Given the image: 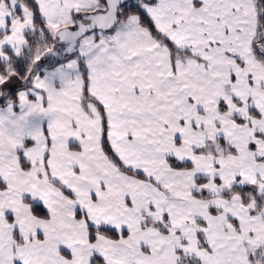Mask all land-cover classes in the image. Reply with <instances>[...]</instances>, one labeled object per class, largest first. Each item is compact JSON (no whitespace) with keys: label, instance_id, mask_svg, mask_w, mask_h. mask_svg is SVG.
I'll use <instances>...</instances> for the list:
<instances>
[{"label":"crops","instance_id":"obj_1","mask_svg":"<svg viewBox=\"0 0 264 264\" xmlns=\"http://www.w3.org/2000/svg\"><path fill=\"white\" fill-rule=\"evenodd\" d=\"M14 1L10 4L0 0V31L12 32L17 40L14 46L20 51L25 45L23 34L28 29L21 26L19 12L25 13L30 25L32 15ZM36 2L45 22L48 16H54L53 20L60 23L66 10L85 8L98 0ZM138 6L178 50H171L155 39L139 23L138 16L131 13L119 16L118 23L116 19L109 28V36L95 35L87 40L81 47L82 60L64 56L34 74V80L44 88L48 98V112L56 114L54 120L52 115L50 118L56 130L50 139L34 143V150L39 153L33 159L40 163L44 147V156L57 177L56 184L71 186L48 188L50 199L57 200L55 207L66 210L76 202L80 206L73 198L76 192L87 205L91 223L99 225L98 228L138 226V238L130 245H123L125 233L111 238L103 233L93 238L81 233L76 239L81 244L76 247L81 263L68 264H94L90 260L93 255L97 264H222V256L226 264H252L246 244L259 252L264 248V203L256 210L255 200L242 203L236 193L223 195L228 188L203 190L184 186V180L199 185L208 179L216 180L217 176L214 173L209 177L188 176L187 170L193 164L179 156L183 152L202 153L209 157L212 168L219 166L221 158L215 149L210 147L208 152L200 149L221 138L217 130L219 103L224 108L226 105L220 98L225 96L233 102L238 92L250 87L251 80L258 82L256 96L261 95L263 64L251 50L257 36L255 0H141ZM5 47L13 52V47L2 46L0 56ZM84 82L87 95L83 94ZM17 92L22 103L34 106H24L18 111L23 115L14 117L18 114L17 105L6 102L0 106V113L8 107L13 116L9 121L35 119V114L40 118L43 106L27 103L32 95L30 92L27 95L26 89ZM98 104L104 113L109 147L122 166L141 175L135 173L134 188L132 180L128 187L126 178L119 182L117 179L132 177V172L126 173L112 164L105 166L107 156L101 148ZM208 104L215 106L213 117L204 115V111L210 112ZM247 111L249 115L255 113L250 108ZM24 113L33 116L24 117ZM223 120L240 125L234 117ZM65 128L68 132L63 133L61 130ZM74 129L81 130L76 133ZM84 130L90 131V138L83 136ZM255 133L261 138L259 144L264 145V134ZM202 142L204 146L199 147ZM254 145L247 141L243 151L233 147L221 156L229 159L227 166L241 161L234 170L228 167L234 180L240 179L242 170L248 177L231 185L253 184L264 193V185L259 186L260 178L264 181L261 159L264 154L255 152ZM169 157L189 165L173 167ZM139 162H145V171H141L144 169ZM41 172L42 166L34 167L33 174L43 179ZM139 178L142 183L136 188ZM211 198L214 202H210ZM190 206L192 209L186 211ZM194 208L212 214L211 218L219 214L222 218L202 222V215ZM186 224L193 225L190 229L183 228ZM206 225L211 228L209 231L203 229ZM204 237L212 245L206 247ZM2 249L4 246L0 244V253ZM38 256L41 260L46 257L41 253Z\"/></svg>","mask_w":264,"mask_h":264},{"label":"rangeland","instance_id":"obj_2","mask_svg":"<svg viewBox=\"0 0 264 264\" xmlns=\"http://www.w3.org/2000/svg\"><path fill=\"white\" fill-rule=\"evenodd\" d=\"M7 1L10 4H13L15 2L14 0ZM140 2L141 0L133 1V3L136 5L140 4ZM104 9L105 4L98 1L96 4H91L90 6H87L85 8L73 7L72 9H68V11L66 10L67 15L63 14L64 18H62L60 23H57L53 20L54 16H48L49 18L46 22V32L49 36L47 39L42 40L45 51L36 52L34 54V57L30 59V61H32V65H29V68L27 69V76L24 79L17 78L11 72L10 68H7V72L9 75L7 74V76L0 78V99L4 100L5 94L8 92L6 90L15 88L16 86L23 84L24 87H18L17 91L26 89L27 95L29 92L32 95V98L28 99L27 103L35 104L36 106L42 105L44 111L42 114H40V118L38 114H35V119H14V121H9L13 119V116L20 117L21 115H23V113H18V111L22 110L24 106H34L25 105V103H22L21 99L18 98L19 92H16V99H8L9 104L7 105H17V116L16 114L11 116L9 114V111H7L8 107L3 108V111H1L2 113H0V244L4 246V249H2V252L0 253V264H68L69 261H74V263H81V257L77 256L76 254L77 243H80L76 239L80 237L81 233H84L86 235L88 234L91 238H93L94 235H98L101 233L97 229L99 225L91 223V220L87 216V214L89 215L88 209L86 208L87 205L82 202V200L84 199H82V197L79 196V194H77L76 192H73V198L78 200L80 206L77 205L76 202V204L73 203L71 206L66 207V210H64L65 208L58 209L57 207H55V205H57V200L52 201L50 199L51 192L48 188H50L51 185L57 186L59 188H71V186L67 187L62 186V184H56L55 179L57 177H55L54 172L51 170L48 159L44 156V147L43 158L40 163L38 162V160L33 159V156H36V154L39 153L37 149L34 150V143H37L39 140L44 141L46 139H50L54 131L56 130L51 126L50 120L51 115L53 119L56 114L48 112L49 101L45 96L43 90L44 88L38 81L34 80L35 72L37 74L38 71H42V69L44 68V64H34L35 61L41 60V58L43 57L47 56V58L49 59H56L66 53H68L66 56L71 55L67 59L75 57L78 59L81 58L82 60V45L87 40L94 38L95 35H98V37H102L104 35L109 36L110 29L97 28L86 31L76 39L74 50L70 53L63 52V45L58 40L57 33L61 28L75 26V22L78 18H81L89 13L101 11ZM118 10L119 6L117 7V11ZM19 13L22 20L20 23L21 26L24 29H28L26 30V32L34 31V27L30 25V19L26 17L25 13L21 11ZM119 19L120 17L117 12V23ZM11 24H13V22H11ZM41 38L43 37L41 36ZM16 43L17 40H15L14 34H12V32L3 33L2 38H0V47H13L12 53L14 55L18 54L17 48L16 46H14ZM57 48L58 50H61L60 55H55V53H53ZM47 50L49 51L47 52ZM1 55L4 59L7 58V55L3 54L2 52ZM11 64L13 65L14 62H12ZM27 83L29 84L27 85ZM257 84V81L251 80L250 87L242 92H238V95L235 97L233 102H231L229 98L225 96L220 98L226 105V108H224L223 110L219 109V111L221 112L218 111L219 119H217V130L221 138H219L217 141L209 140L211 144L208 143L205 147V149H207V152L210 147L216 150V153H218V155L220 156L218 158H221L219 159V166L212 168L210 166V159H208L209 157H206L202 153L200 155L195 153L183 152L179 156L181 159L190 161L193 164L192 169L187 170L188 176L194 174L209 177L210 175H212V173H214L217 176V179H208L205 183L199 185L192 183L190 180H184V186L202 188L203 190H213L216 188H220L221 190L229 188L232 183H241V181L243 182L245 179H248V177L245 176V171L242 170L243 173L240 174V179H238L237 181L234 180L232 178L233 176L228 171V167L234 170L236 166H240L241 161H233L234 163L232 166H227V163L230 162L229 159H227L226 155H221L226 154V151L224 149H232L233 147L234 149L236 148V150L238 149L243 151L242 146L247 141H249V143L251 142L255 144L253 146V148L256 149L255 152L258 151L260 154H264V145L263 143L259 144V139L261 138L255 133L257 132L264 134V83L261 82V95H259L258 97L256 96L257 93L255 87ZM19 101L20 103H18ZM209 108L210 112L204 111V115L208 116L209 114H212L213 117L215 115V106H211L208 104L207 110ZM248 108H250L251 111L255 110V113L249 115L247 111ZM45 110H47V112ZM204 115L202 114V116ZM28 116H33V114L24 113V117ZM224 117L229 119H233V117L240 119L239 121H236L240 125L237 126L229 121L226 122L223 120ZM81 129H74L73 131H76L77 133ZM213 130L214 129L212 128V131ZM61 131L63 133L68 132L66 128ZM69 131H71L70 128ZM83 136L90 138V131L88 130L87 132L86 130H84ZM201 146H204L203 142L201 145H199V147ZM105 155L106 154L104 153V156ZM111 164L127 173V171L123 170L121 167L123 164H119L114 161L113 157L107 156L105 166ZM139 164L143 167L142 169H144L141 171H145V162H139ZM38 165L42 166L41 173L43 174V179H41L40 177H36L33 174L34 167ZM100 167L103 168V165ZM132 171V177L122 176L121 178L119 176L117 177L118 182L120 180H125L126 178L127 186L129 187L128 182L132 180L131 188H134V176L136 170ZM258 173L261 175V168L259 169ZM141 180V178L138 179L139 183L136 184V188H139L138 186L141 185ZM259 182H261L259 186L262 188V186L264 185V181H261L260 178ZM77 186L79 188H83V185ZM217 199L220 204L225 205L224 201H222L221 203L220 199ZM33 202H40L42 204L47 212L46 216H39L36 213L32 212L30 207ZM210 202H214V198H211ZM188 208L189 210L186 209V211L189 212L192 208L191 206ZM194 209L197 211L196 208ZM197 212L202 215L200 219L202 222L204 221L209 223V220H211L212 222L216 221L217 219L220 220L222 218L221 214L211 218L212 214L210 215V213L206 211L202 212V210H198ZM169 222L170 220H168V223ZM191 225L193 224H186L182 227L190 229ZM195 225L198 226V224ZM112 227L116 229V232L118 234L122 232L120 229H125V234L123 236H125L126 238L124 239L123 245H125V243H128L129 245L133 244L135 238H138V226L127 224L122 227ZM202 227L203 226H201V228ZM205 228H207L208 231L209 229H211L208 225H206L203 229ZM203 240L206 244V247H209V243L212 245L210 239L209 242L206 241L205 237ZM246 248H248L247 252L249 253L252 264H264V248H261L260 252L254 248H251L249 244H246ZM66 251L71 252V254ZM39 253L46 257L41 260L38 256ZM230 257L232 259V256ZM222 258L224 260V263L222 264H226V258L224 256H222ZM90 260H92V263L97 264L96 257L94 255Z\"/></svg>","mask_w":264,"mask_h":264},{"label":"trees","instance_id":"obj_3","mask_svg":"<svg viewBox=\"0 0 264 264\" xmlns=\"http://www.w3.org/2000/svg\"><path fill=\"white\" fill-rule=\"evenodd\" d=\"M7 2V0H4ZM21 5L26 7L32 15V25L34 27V31H25L24 32V39H25V45L24 47L18 51V54L14 55L10 50H8L6 47L2 49V52L7 55V58L4 59L2 56H0V78H3L7 76V68H10L11 72L20 79H24L27 76V69L29 68V65H32V59L34 57V54L38 51H45L43 47L42 40H45L48 38V33L46 32V22L44 21L43 17L41 16L38 4L36 0H16ZM99 2H104V0H98ZM134 0H125L119 5V10L117 11L120 17H125L128 14L134 13L138 16L139 23L143 25L150 34L160 42H163L168 47H170L171 50H175L173 45L165 38L163 37L154 27L151 19L146 15L144 11L141 10V8L138 6V4L133 3ZM152 1V0H150ZM255 6H256V12H257V26H256V33L257 36L255 37V41L252 46V52L254 53L255 57L258 58L260 61H262V64L264 63V0H255ZM15 12L18 14L17 7L15 8ZM3 32L0 31V38L2 37ZM41 36L43 38H41ZM49 50H47L48 52ZM55 55H60V51L55 49ZM60 53V54H59ZM184 53V52H183ZM68 53L63 54L59 56L56 59H49L46 57L41 58V60L35 61L36 65L37 63L44 64V66L48 67L51 65L56 64L62 57L66 56ZM17 56V57H16ZM14 62L12 65L11 63ZM264 69V64H263ZM34 72V70H33ZM9 75V74H8ZM82 75L85 78L84 71H82ZM29 83H27L28 85ZM24 87L23 84L16 86L15 88L8 89V91L5 94L4 100L0 99V106L4 105L6 102H9L8 99H16V92L17 88ZM83 94L87 95L86 93V85L85 82L83 84ZM98 109L100 111L101 115V148L105 152V154L109 157H113L114 161L121 164L117 156L114 154V152L109 147V144L106 139V121L104 118V113L101 109V106L98 104ZM219 109L223 110V104L219 103ZM254 114V113H253ZM237 121L240 119L235 118ZM202 151H207L205 148H201ZM227 151H232L233 149H224ZM209 151V150H208ZM261 159L264 160V156H261ZM169 163L173 167H187L189 165L188 162H180L175 160L173 157L168 158ZM123 170L127 172H132L131 169H127L124 166H121ZM136 175L141 176L139 173L136 172ZM236 193L242 203H247L250 200H255L256 210L260 209V207L264 203V193L257 190V188L253 184H244V185H231L227 190H225L222 194L223 195H230ZM31 210L32 212L36 213L39 216H46L47 212L45 208L42 206L40 202H33L31 204ZM98 230L110 237H114L119 235L115 229L109 228V227H100ZM120 234H124V231H122ZM98 261V259H97Z\"/></svg>","mask_w":264,"mask_h":264},{"label":"water","instance_id":"obj_4","mask_svg":"<svg viewBox=\"0 0 264 264\" xmlns=\"http://www.w3.org/2000/svg\"><path fill=\"white\" fill-rule=\"evenodd\" d=\"M125 0H104L105 9L89 13L75 22V26L61 28L58 33V40L62 43L63 52L74 50L76 39L91 29H108L117 18V7Z\"/></svg>","mask_w":264,"mask_h":264}]
</instances>
